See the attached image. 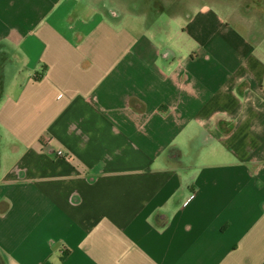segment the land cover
Returning a JSON list of instances; mask_svg holds the SVG:
<instances>
[{
    "label": "crops",
    "instance_id": "crops-1",
    "mask_svg": "<svg viewBox=\"0 0 264 264\" xmlns=\"http://www.w3.org/2000/svg\"><path fill=\"white\" fill-rule=\"evenodd\" d=\"M102 1L0 0V264H264V0Z\"/></svg>",
    "mask_w": 264,
    "mask_h": 264
},
{
    "label": "rangeland",
    "instance_id": "rangeland-1",
    "mask_svg": "<svg viewBox=\"0 0 264 264\" xmlns=\"http://www.w3.org/2000/svg\"><path fill=\"white\" fill-rule=\"evenodd\" d=\"M103 1L101 2V4H100V2H97V4L98 5H107V6L111 5L112 8L116 12H119V14H121V13L123 14L124 7H125V0H114V3H112L108 0H106L104 2ZM177 1H181L183 3H177ZM201 1L202 0H165L166 3L162 2V4H164L166 7L164 9V11L169 12L172 10V6H173V8L174 7H180L183 4L182 5L183 7L188 6L190 8V7H192V4L200 3ZM159 5H161V4H159ZM133 8L138 9V10L145 8L148 11H150V14L145 13L143 16H145L146 19L149 17L151 19V21H150L151 24L153 23V21H157L158 24L162 23L160 21L161 19H159L158 16L164 17L166 15V12H164L163 10L158 8L156 0L146 2L145 4H143V2H141V1H138L137 3L134 2ZM157 10L159 11V15L156 14ZM124 14H125V12H124ZM124 14L121 17H124Z\"/></svg>",
    "mask_w": 264,
    "mask_h": 264
},
{
    "label": "built area",
    "instance_id": "built-area-1",
    "mask_svg": "<svg viewBox=\"0 0 264 264\" xmlns=\"http://www.w3.org/2000/svg\"><path fill=\"white\" fill-rule=\"evenodd\" d=\"M64 154H65V153H64V151H62V150H59V151L57 152V155H58V156H64Z\"/></svg>",
    "mask_w": 264,
    "mask_h": 264
}]
</instances>
